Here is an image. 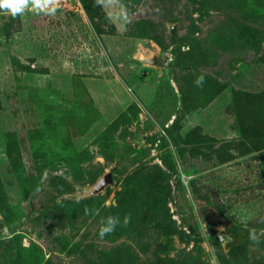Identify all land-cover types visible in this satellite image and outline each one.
I'll list each match as a JSON object with an SVG mask.
<instances>
[{"label":"rangeland","instance_id":"rangeland-1","mask_svg":"<svg viewBox=\"0 0 264 264\" xmlns=\"http://www.w3.org/2000/svg\"><path fill=\"white\" fill-rule=\"evenodd\" d=\"M0 264H264V0L0 12Z\"/></svg>","mask_w":264,"mask_h":264},{"label":"clouds","instance_id":"clouds-1","mask_svg":"<svg viewBox=\"0 0 264 264\" xmlns=\"http://www.w3.org/2000/svg\"><path fill=\"white\" fill-rule=\"evenodd\" d=\"M57 4L58 0H0V12H3L4 14H10L12 17H16L18 15H22L25 10L31 6V10H34L38 13L44 12L46 15H54ZM194 83L196 86L202 87L204 83V76H198ZM129 219L130 217H125L124 225L129 222ZM120 224L121 220L118 215H112L103 218L99 230L100 238L111 234ZM250 239L256 241L258 238L254 233H252L250 234Z\"/></svg>","mask_w":264,"mask_h":264},{"label":"water","instance_id":"water-1","mask_svg":"<svg viewBox=\"0 0 264 264\" xmlns=\"http://www.w3.org/2000/svg\"><path fill=\"white\" fill-rule=\"evenodd\" d=\"M150 64L155 63V59L149 61ZM112 168H110L107 172L104 173V175L99 178V180L87 190L85 193V196H94L98 193H101L105 190V188L112 184Z\"/></svg>","mask_w":264,"mask_h":264},{"label":"trees","instance_id":"trees-1","mask_svg":"<svg viewBox=\"0 0 264 264\" xmlns=\"http://www.w3.org/2000/svg\"><path fill=\"white\" fill-rule=\"evenodd\" d=\"M113 173H114V172L112 171V175H113ZM112 180H114V179L112 178Z\"/></svg>","mask_w":264,"mask_h":264}]
</instances>
